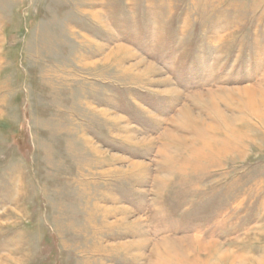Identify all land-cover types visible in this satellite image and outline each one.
Instances as JSON below:
<instances>
[{"label": "rangeland", "instance_id": "rangeland-1", "mask_svg": "<svg viewBox=\"0 0 264 264\" xmlns=\"http://www.w3.org/2000/svg\"><path fill=\"white\" fill-rule=\"evenodd\" d=\"M0 264H264V0H0Z\"/></svg>", "mask_w": 264, "mask_h": 264}, {"label": "bare ground", "instance_id": "bare-ground-1", "mask_svg": "<svg viewBox=\"0 0 264 264\" xmlns=\"http://www.w3.org/2000/svg\"><path fill=\"white\" fill-rule=\"evenodd\" d=\"M223 129H224V128H223ZM226 129H227V128H226ZM218 130H220V129H218ZM218 130H215V131H218ZM230 130H231V129H230ZM211 131H213V130H211ZM226 131H227V130H226ZM224 133H225V132H224ZM232 134H233V132H232ZM229 135H230V134H229ZM223 137H224V136H223ZM230 137H231V136H230ZM235 137H236V136H235ZM226 138L228 139V137H226ZM204 144H205V143H204ZM219 144H220V143H219ZM208 147H209V145H204V146H203L204 149H207ZM221 149H222V148H221ZM224 151H225V150H224ZM222 152H223V150H222ZM222 152H220V153H222ZM204 154H205V153H204ZM187 156H188V155H187ZM187 156H186V157H187ZM190 158H191V157H190ZM190 158H189V159H190ZM193 158H195V157H193ZM193 158H192V159H193ZM185 159H187V158H185ZM175 164H176V163H175ZM185 164H186V163H185ZM181 169H182V168H181ZM179 172H180V171H179Z\"/></svg>", "mask_w": 264, "mask_h": 264}]
</instances>
